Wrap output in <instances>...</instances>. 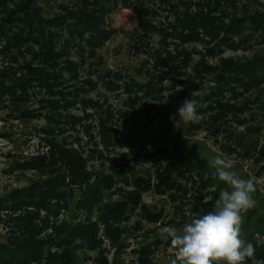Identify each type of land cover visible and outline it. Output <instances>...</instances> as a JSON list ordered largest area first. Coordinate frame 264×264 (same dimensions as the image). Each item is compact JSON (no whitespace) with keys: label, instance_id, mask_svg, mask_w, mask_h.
Here are the masks:
<instances>
[{"label":"rangeland","instance_id":"obj_1","mask_svg":"<svg viewBox=\"0 0 264 264\" xmlns=\"http://www.w3.org/2000/svg\"><path fill=\"white\" fill-rule=\"evenodd\" d=\"M79 8L105 12L100 30L110 37L99 47L91 32L71 17L65 20ZM256 12L264 21V0H0V242L23 239L32 228L39 240L53 239L46 248L58 255L53 264H61L67 252L76 264H170V241L161 229L182 227L209 211L204 205L212 202L217 183H202L214 173L210 162L217 155L253 180L252 209L259 208L264 220V29L245 25L242 37L229 33L235 19L243 25ZM184 14L213 20L220 36L211 41L200 28L198 40L180 46L172 32ZM169 54H187L186 64L170 62ZM229 63L256 67L261 79L244 87L229 81L222 73ZM203 65L219 68L220 79L206 74L200 80L195 69L203 71ZM24 80L27 86L17 87ZM148 82L152 91L141 90L140 83ZM212 90H220L218 97ZM192 91H198L203 119L177 129L170 116ZM216 100L225 104L221 115ZM155 113L169 122L159 146L146 141L143 131ZM61 150L84 157L88 184L107 182L91 209L82 207L85 198L72 192L79 184L69 179L57 185L58 196L38 204L34 192L49 178L41 161L50 170L60 167ZM139 179L145 181L139 182L142 190ZM82 187L86 193L87 185ZM137 191L135 209L128 204L115 222H103L107 209L127 204ZM69 221L94 228L95 242L78 237L71 253L57 245L56 230ZM252 242L263 246L264 233Z\"/></svg>","mask_w":264,"mask_h":264},{"label":"trees","instance_id":"obj_2","mask_svg":"<svg viewBox=\"0 0 264 264\" xmlns=\"http://www.w3.org/2000/svg\"><path fill=\"white\" fill-rule=\"evenodd\" d=\"M21 7V6H20ZM93 8V7H92ZM86 9L83 8L77 9L78 11H70L65 17V20L68 17H71L74 21H76L79 25L80 29H84L86 31L91 32L93 36L92 42L94 43V47H99L103 42L107 39H109L110 35L105 32L104 30H100V24L103 23L104 14L105 12H100L98 14L92 13L94 9ZM249 20L246 24L243 25H237L236 23L239 21L238 19H235L232 25V30L229 33L234 34L236 37H242L241 31L245 30L244 26L248 25L251 29L254 30H260L264 29V21L262 19V16H260V13L256 12L254 15L248 14ZM211 22V23H209ZM181 23L178 27L173 28L172 35L179 39L180 46H183L188 43L195 42L198 40L199 37V29H203L205 31V34H208L211 41H214L217 39L218 36H220V31L217 26H215V22L208 17H198L197 19L191 18L190 16H186L184 14L183 20L178 22ZM241 23V22H240ZM170 26V25H168ZM168 31V28L166 29ZM177 31H179L177 33ZM199 31V32H198ZM211 31V32H210ZM171 36V35H170ZM166 40V39H165ZM179 46V45H178ZM52 52V49H49ZM177 53V52H176ZM187 54L183 59L177 58L176 56H171V54L168 55L167 59L172 62H180L183 64H186L185 59H187ZM182 67V66H180ZM180 67H176V69H179ZM264 69V68H263ZM72 71H75L72 69ZM219 68H213L208 67L207 65H203V71H200L199 67L195 69V73L197 77L203 81L204 75H213L217 77V79H220V76H216L219 72ZM32 77V70L31 67H28L27 71ZM227 73L229 76L227 79L229 81H235L239 83L242 87L246 86L248 82H259L261 79V74L258 71V68L253 67L251 65H242V68H235L232 67L229 63V67H225L224 71L222 72ZM223 74H221L223 76ZM186 75V74H185ZM38 78V76H37ZM188 80H191V77L188 76ZM41 83V82H39ZM217 83L222 87L221 81L217 80ZM28 82L26 80L21 81L17 84V87H24L27 86ZM41 84H48L47 81H42ZM55 82H52L49 86L51 88L56 87ZM143 86L146 87V90L151 89V82H148L146 85H143L140 83V89L143 88ZM142 90V89H141ZM220 90H212L214 97H218ZM5 92L10 93L8 89H5ZM15 93V91H14ZM4 94H0V97H2ZM205 101H208L212 103V100L209 96H205ZM1 102V99H0ZM215 105L217 107V111H219L220 115L223 113L222 109L224 108L225 104H222L221 102L217 101L215 102ZM227 107V106H226ZM209 109H212L211 106L208 107ZM148 123L146 126H144V133L146 141H149L152 145L159 146V139L164 140L167 138V129L168 127L165 126L168 124V117L162 114L155 113L154 115L150 116L148 118ZM156 123V124H155ZM166 123V124H165ZM165 124V125H164ZM157 142V143H156ZM157 145H156V144ZM162 146V145H161ZM174 159L177 161H181V158L178 156L177 151H173ZM264 155V154H263ZM58 160H60L61 165L60 167L50 170L52 168V165L45 166L43 163L44 161H41L42 167H45L49 174L45 171V168L42 169V172L49 175L48 181L45 184L46 187H40V189H36V192L34 194L36 195V198H38V204L43 203L45 201L46 197L58 196L59 191L56 189L57 185L63 186L66 185L67 179H69V183L71 184H79L76 189H74V186L72 188V192H75V197L81 196L83 199L85 198V203L82 205V207L86 208H92L96 202L99 200L101 195V188L107 186V182L105 184L103 181H99L98 186H93L90 183L91 175L86 171L87 167V161L84 159V157L76 151H66L61 150L58 154ZM184 160H182L183 162ZM38 164V165H41ZM36 168V166H34ZM53 177V178H51ZM144 181V180H143ZM142 180H137V187L138 190H142L141 184L139 182H143ZM209 182L207 184H204L205 186H209L211 188H214L213 181L217 183L216 189L211 195L213 197L212 202L205 204L204 207L207 208L209 211H211L214 208V201L215 199L219 198V194L222 190L226 188V185L221 182L220 180L217 181V179L214 177L213 174H211L210 178L208 179ZM109 182V181H108ZM103 183V184H102ZM145 183V181H144ZM87 185V192H82L83 185ZM82 185V186H81ZM79 188V189H78ZM204 190V189H203ZM139 191L132 193L131 199L127 202V204H124L123 206L117 207V208H111L107 209V214L104 215L102 218L103 222L109 223L110 220H113L115 222V218L119 219V217L122 215L124 208L129 204L131 206V209H135L139 202ZM52 196V197H53ZM81 206V204H79ZM259 208L250 209L246 213L243 214V223L241 227V239L245 241L246 243H252V237L253 235L257 233H264V220H261L259 218ZM161 214L157 215L154 219L155 221H160ZM109 220V221H108ZM93 226V225H92ZM27 228L28 225H27ZM107 229L110 231V233H113L112 226L107 225ZM94 228H91L89 230H86L84 227L81 226H75L72 225L69 221L68 225H65L61 228H58L56 232L58 235H60L59 243L57 245L62 244L65 245L67 250L71 252H74V250L77 249V238L86 239L90 244H93L95 242V234H94ZM28 231L29 235L24 236L23 239H15L10 240L8 244H3L0 242V264H53L56 263L58 259V255H49V253H46V248L48 243H52L53 239L48 240H39L38 239V233L35 231V229H26ZM62 234L68 235V238H64ZM245 236V238H243ZM116 242V241H114ZM254 245V244H253ZM255 246L256 249V257L257 259L264 260V245L259 247ZM73 255L69 254L67 252V257L64 259V261H61V264H76V259L73 257ZM144 264V260H142ZM145 264H147V261H145ZM251 264V262H249Z\"/></svg>","mask_w":264,"mask_h":264},{"label":"clouds","instance_id":"obj_3","mask_svg":"<svg viewBox=\"0 0 264 264\" xmlns=\"http://www.w3.org/2000/svg\"><path fill=\"white\" fill-rule=\"evenodd\" d=\"M197 95L198 91L190 92L170 116L177 129L182 123L188 125L203 119L197 111L200 103ZM210 166L215 170L214 177L227 187L215 199L211 211L192 217L182 227L161 229L170 241L169 252L173 253L170 264H264V260L257 259L255 246L241 239L243 214L256 203L253 180L239 175L233 170L232 161L220 155Z\"/></svg>","mask_w":264,"mask_h":264}]
</instances>
